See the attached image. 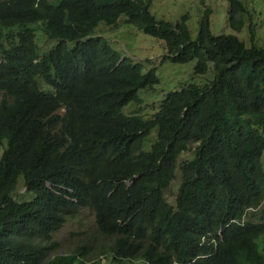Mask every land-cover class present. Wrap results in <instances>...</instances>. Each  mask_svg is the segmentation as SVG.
<instances>
[{
	"label": "trees",
	"instance_id": "1",
	"mask_svg": "<svg viewBox=\"0 0 264 264\" xmlns=\"http://www.w3.org/2000/svg\"><path fill=\"white\" fill-rule=\"evenodd\" d=\"M152 1L0 0V264H264V47L253 13L226 0L247 46L215 36L209 8L193 39L189 15L159 20ZM122 18L165 43L160 66L196 60L194 74L212 79L167 93L148 118L125 114L160 80L158 66L97 34ZM85 209L93 234L55 254L53 236Z\"/></svg>",
	"mask_w": 264,
	"mask_h": 264
},
{
	"label": "rangeland",
	"instance_id": "2",
	"mask_svg": "<svg viewBox=\"0 0 264 264\" xmlns=\"http://www.w3.org/2000/svg\"><path fill=\"white\" fill-rule=\"evenodd\" d=\"M248 9L253 13V22L256 24V44L264 47V2L263 0H242ZM209 8L211 10L210 28L215 36L237 35L245 41L247 46L251 45L248 28L246 27L241 33L234 31L229 26V2L226 0H153L150 11L159 20L176 22L181 16L189 15L187 21L191 36L195 39L199 31V23L203 11ZM97 34L109 40L113 49L123 55V57L134 62H146V69L152 66H158L157 75L160 83L151 92L141 91L139 96L140 103H131L125 109V114L142 112V115L148 118L147 114L155 104L172 91L180 90L184 85L190 83H206L212 79L213 73L210 71L205 77L196 76L194 68L196 60L186 64H174L166 62L160 66V59L165 55V43L157 38L149 36L135 27L125 24L124 18L120 19L115 26L101 24L97 29ZM250 41V42H249ZM43 47H50L51 43L46 44L42 40ZM2 96L0 94V100ZM62 114L64 112H61ZM145 113V114H143ZM147 113V114H146ZM194 146L188 152H184L180 161L191 160L194 157ZM4 146L0 144V157L3 153ZM177 178L171 184L166 193V200L170 204L175 203L178 192L181 173L178 169ZM17 191L21 194L25 191L21 181ZM95 227L94 213L88 209L82 210L75 219H69L64 227L53 236V241L57 243L55 254L71 253L81 241L93 234ZM99 250H102L99 248Z\"/></svg>",
	"mask_w": 264,
	"mask_h": 264
},
{
	"label": "clouds",
	"instance_id": "3",
	"mask_svg": "<svg viewBox=\"0 0 264 264\" xmlns=\"http://www.w3.org/2000/svg\"><path fill=\"white\" fill-rule=\"evenodd\" d=\"M180 157H181V156H180ZM179 162H181V161H180V158H179ZM177 171H178V170H177ZM177 171H176V178L178 177V176H177ZM176 178L172 181V183L176 180ZM172 183H171V184H172ZM180 183H181V180H180ZM180 183H179V186H180ZM171 184H170V185H171ZM178 188H179V187H178Z\"/></svg>",
	"mask_w": 264,
	"mask_h": 264
}]
</instances>
